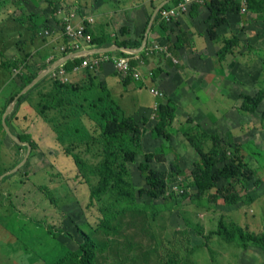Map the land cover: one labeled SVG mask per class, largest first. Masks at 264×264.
Listing matches in <instances>:
<instances>
[{
    "label": "rangeland",
    "instance_id": "rangeland-1",
    "mask_svg": "<svg viewBox=\"0 0 264 264\" xmlns=\"http://www.w3.org/2000/svg\"><path fill=\"white\" fill-rule=\"evenodd\" d=\"M47 4L46 0H0V86L7 93L0 105V119L6 116V121L16 132L27 137L24 143L33 146L30 145L27 154L25 148H20L18 143L0 130V137L3 136L0 138V176L13 174L0 184V264H43L54 259L61 249L60 244L75 250L83 241L81 232L96 240L100 247L101 243L107 244L104 251L96 254L94 264H171L176 259H179L177 264H264L263 250L254 247L242 249L236 243H227L217 236H212L209 241L214 251L215 260H212L208 249L202 246L205 241L203 236L198 234L201 229L205 235L215 230L220 219H224L227 224L235 222L251 233L261 234L264 231V121L261 122L259 116L264 109V99L258 111L252 114L256 125L245 132L239 130L236 133L239 137L230 139L240 150L234 155L235 148L232 146L230 156L242 157V161L256 171V176L247 182L246 188L237 185L243 196L242 202L232 206L222 200L214 203L209 201L207 194L201 200L196 199L198 190L193 185V170L201 155L191 142L208 151L212 144L208 133L215 130L222 137L225 130L219 131L218 127L201 128L188 122L185 114L179 116L177 112L179 117L168 129L170 140L154 138L153 122L145 127L142 147L129 163L127 177L140 210L119 214L113 221L116 230L106 232L99 226L103 219L100 210L112 207L114 198L107 193L98 202L91 203L90 191L98 178L83 171L74 159V155H77L96 167L103 156L101 131L85 114L75 123H81L86 134L78 130L70 138L66 137L67 126L72 123L68 116L83 106L86 112L88 103L94 101L100 88L87 96L77 97V102L68 107L65 113L57 110L42 113L37 107L42 100L41 94L52 90L56 83L50 75L46 81H39L38 85L26 90L18 104H8L9 99L22 88L21 79L15 76V71L26 74L27 64L31 61L28 54L43 48V55L47 57L56 52L47 48L44 42L55 33V26L62 29V24ZM35 11H40L41 16ZM244 13H248V10ZM24 15L36 20V27L41 33L37 38L31 36L32 27H26L18 21ZM65 37L64 43L69 44L68 37ZM110 37L114 47H117L115 40H124L118 35ZM139 38L142 39L141 36ZM35 39H39V43L42 40L41 44H36ZM119 50L110 51L117 55ZM17 59L22 61L20 67L23 71L14 67ZM93 73L84 69L83 76L87 82L74 84H100L99 80L88 81V76H93ZM260 78L264 82V74ZM262 90L264 84L258 85L253 92ZM138 93L146 105H152L156 100L144 87H139ZM116 99L122 103L127 114L134 111L133 106L126 107L131 104L130 100ZM9 107L11 109L6 114ZM20 111L22 113L19 114ZM28 117L32 120L27 121ZM212 118L209 114L206 120L220 125L219 120L214 121ZM147 153H164L167 158L166 162L156 165L169 174L165 195H172V198L168 203L164 200L165 195L152 201L146 195L139 194L146 188V182L138 168ZM257 179L260 180L258 185L255 183ZM43 187H47L48 191L43 190ZM47 192L51 193L53 200L47 196ZM247 197L253 200L248 201ZM30 219L44 224L37 225ZM49 226L61 232L56 239L47 231ZM193 247L195 250L191 254L188 250Z\"/></svg>",
    "mask_w": 264,
    "mask_h": 264
},
{
    "label": "crops",
    "instance_id": "crops-1",
    "mask_svg": "<svg viewBox=\"0 0 264 264\" xmlns=\"http://www.w3.org/2000/svg\"><path fill=\"white\" fill-rule=\"evenodd\" d=\"M46 1L55 12L56 5L61 0ZM171 1L65 0L63 2L70 5L71 11L76 13V20L85 23L86 29H89L92 45L85 44L79 52L66 50L64 53H67V56L60 57L61 47L66 44L64 43L66 37L62 32L63 27L61 29L57 26L55 33L46 39L44 45L51 48V51H56L53 54V57L59 56L56 62L69 57L67 60L78 59L81 63L84 59L105 55L110 50H118L109 39L110 35H118L123 39L139 38L148 17L153 13L155 17L158 16L161 6ZM214 9H217V5ZM39 12L35 11L41 16ZM238 12L218 14L216 20L210 16L211 12L206 4L193 5L188 12L173 21L167 31L161 29L159 22L154 23L153 28L150 27L147 36L145 35V46L159 42L168 45L171 57L159 51L152 54L145 52L146 57L138 64V69L143 74L141 81L125 84L122 75L109 65L100 66V69L84 68L94 72L93 76H88V81L94 79L100 83L106 82L124 113L136 120L145 117L148 123H151L155 119L157 106L172 100L178 106L179 116L185 114L188 122L191 121L201 128L218 127L219 131L225 130L224 137L232 136L231 133H234L235 136L232 137L236 139L239 137L236 134L239 130L245 132L252 125H256L253 121L254 115L239 110L240 94L254 95L253 91L257 86L264 84L261 78L259 80V76L264 74V10L248 9V13ZM98 40L104 42L100 44ZM41 42L42 40L39 43V39H35L36 44L40 45ZM105 44L109 46L103 47ZM227 44L228 48L225 49ZM36 50L38 49L33 52ZM84 69L78 72L66 71L65 82L86 83ZM154 70L157 74L152 77ZM2 87L0 86V105L7 97ZM139 87L148 89L149 93L150 89H157L163 96L155 98L150 93L156 100L152 105H146L138 96ZM116 98L126 102L130 100L131 104H127L126 107L133 106L134 111L127 114L122 103ZM209 114L214 121L219 120L220 125L216 126L211 120H206ZM31 120L32 118L28 117L27 121ZM260 121L263 120L260 118ZM243 125L245 127L242 129ZM211 134L217 133L213 130Z\"/></svg>",
    "mask_w": 264,
    "mask_h": 264
},
{
    "label": "trees",
    "instance_id": "trees-1",
    "mask_svg": "<svg viewBox=\"0 0 264 264\" xmlns=\"http://www.w3.org/2000/svg\"><path fill=\"white\" fill-rule=\"evenodd\" d=\"M178 1L179 0H172L171 3L165 6L177 3ZM201 4H206V6L209 7L211 12L210 16L216 20L218 18V14L221 15L225 14L226 12L239 13L238 11H241V0H204L203 3H193V5ZM215 5H217V9H214ZM248 9L252 11L264 10V0H247V10ZM150 17L151 16L148 17L143 30L140 32L142 39L144 38ZM18 21L26 27H32L31 36L33 39L39 36L40 31L36 27V20H34L32 17L24 15L19 17ZM153 21L152 28L154 23L159 22V26L163 31H167L168 26L173 22L161 21L159 19V14L154 18ZM87 31H89L88 28ZM109 39L112 40L111 37ZM142 39L135 38L124 39L122 41L115 40L114 43L119 46L127 47H133L136 44L134 47L138 48L142 43ZM94 40L95 39L93 38V41ZM98 42L101 44L104 41L98 40ZM228 45L229 44L225 46V49L228 48ZM108 46V44L103 45V47ZM43 51L44 49H38L35 52L28 54V59L30 58L31 61H29L27 64L25 71L26 74L15 72V76H18L19 79H21V90L25 89V87H27L59 58V56H44ZM158 51L167 56L165 51ZM60 52V57L67 56V53L62 51ZM108 52L111 53L110 51ZM145 52L147 54H152L155 51L150 52L148 50L147 52L144 48L142 51L137 53V58H132V66H139L138 64L142 58L146 57ZM117 54L130 56L135 55L134 53L125 52L123 50H119ZM21 64L22 61L17 59L15 60L14 67L21 68V71H23V68L20 67ZM79 64L80 60L72 59L67 60L63 67H65L67 71L71 72L74 66ZM106 65L114 68L112 63L103 64L102 67ZM115 70L114 72L117 71ZM155 70L152 73V77H154V74H157ZM49 76L50 75L46 76L40 82L46 81ZM91 80L89 81L90 83ZM53 81L56 82L54 88L41 94L42 100L37 107L42 113L47 110H57L59 112L65 113L68 111V107H70L74 102H77V97L87 96L88 93L100 88V91L95 95L94 101L91 100L90 103H88L89 109L86 110V112L83 110L84 106L80 104L83 107H80V109L75 110L73 114L68 116V119L72 121V123L69 124L70 126H67V131L69 132L66 131V137L70 138L78 130H81L82 133L86 134L85 128H82V124L78 122L75 123L77 119H80L85 114L90 118V120L95 122L96 126L101 131L103 141V156L102 160L96 165V167L87 164L84 160H82L81 157L77 155H74V159L76 165H78L83 171L98 178L97 184L90 191L91 203L93 202L94 204L98 202L99 199L107 193H110L113 196L114 199H112L111 202V204H113L112 207L107 209L101 208L100 212L102 213L103 219L99 223V226L104 231L112 233L116 230V226L113 224V221L118 217L119 214H125L128 210H140L137 197L132 190L133 188L127 181V177L130 171L129 163H131L136 158L138 151L142 147V139L146 131L145 127L147 128L149 124L148 119L144 117L141 120H136L134 117L126 115L119 103L113 98L106 82H101L100 84H94L92 82L91 85L89 84L90 86H84L83 84H74V82H62L60 80ZM123 81L125 84H128L131 81L136 82L132 76L123 77ZM19 92L9 99L8 104L12 103L14 100H16V104H18L23 99L24 94L17 96ZM239 98L242 100L239 110L244 113L255 114L264 99V91H257L254 93V95L240 94ZM177 109V104H175V102L172 100L167 101L166 104L160 103L157 106V110L155 111L156 117L152 121L154 123L153 134L156 136L154 137L155 139L162 137L165 140H170L171 135L170 132H168V129L172 127L178 116ZM259 115L261 120L264 121V109ZM6 123L13 135H15L22 142L27 141L26 136L18 134L15 128L8 121H6ZM0 130L3 132V135L8 136L1 119ZM208 135H210L209 137L212 140V144L208 151H204L199 144L191 142L194 145L197 153L201 155L198 162L195 163L193 170V185L198 190L196 199L201 200L200 198L207 194L210 202L216 203L217 201L222 200L227 205H236L243 200V196L239 193L237 185L241 184L246 188L247 182L256 176V171L243 162L242 157L238 158L237 156H230L229 151L232 146L235 148L234 155H237L236 153L240 151L239 146L230 140L233 139L231 135L228 137H221L218 134L211 133H208ZM18 146L20 148H25L27 151V145L18 144ZM251 154L256 156L254 152H251ZM166 161L167 158L164 156V153H147L144 155V162L139 165L138 169L140 175L145 178L146 188H143V190L139 191L140 195H146L152 201H156L160 196L166 194L167 179L169 174L167 171L159 169L156 165ZM175 168L178 170L177 166ZM12 176L13 174L3 176V178L0 180V184ZM259 182V179L255 181L257 185ZM43 190H47V187H43ZM47 196L53 200L50 192H47ZM171 198L172 195H165L164 200H167L168 203V200ZM247 200L252 201L253 199L251 197H247ZM141 211L144 210L142 209ZM30 220L35 222L37 225L44 224L43 222H37L32 219ZM47 231L50 233L53 239H56L61 234V232H56L50 226L48 227ZM198 232L199 235L203 236L205 241L203 242L202 246L208 249L212 260H215L213 255L214 251L209 245V241L212 236H217L227 243H236L242 249L254 247L264 251V231L261 234L251 233L244 230L239 224L235 222L227 224L224 219H220L215 230L210 231L206 235L203 233L202 229L198 230ZM81 234L83 241L78 244V247L75 250L68 248L64 244H60L61 249L57 251V255L54 257V259L43 264H94L96 254L98 252L104 251L107 244L101 243L100 247L96 240L90 238V236L84 232H81ZM194 250L195 247L189 249L188 252L192 254ZM178 262L179 259L172 260L171 264H177Z\"/></svg>",
    "mask_w": 264,
    "mask_h": 264
},
{
    "label": "built area",
    "instance_id": "built-area-1",
    "mask_svg": "<svg viewBox=\"0 0 264 264\" xmlns=\"http://www.w3.org/2000/svg\"><path fill=\"white\" fill-rule=\"evenodd\" d=\"M194 2L203 3L204 0H179L177 3L170 6L162 7L159 11V19L165 22L175 21L181 14L189 11L190 7ZM71 7L68 6L66 2H60L55 10V16L61 21L63 29L62 32L68 37L69 44H65L61 47V51L72 49L75 52H79L83 49V46L92 45V35L87 31L85 23L76 20V13L71 11ZM241 11H247V0H241ZM150 52L162 50L166 52V55L170 56V50L168 45H163L160 43H154L152 45H146L144 47ZM126 52V51H125ZM131 53V52H129ZM134 56L130 55H119L107 52V54L102 56H94L91 59H84L80 65H76L73 68L74 72H78L84 68L98 69L100 66L106 63H112L114 68L123 76H132L136 81H141L143 79L142 72L138 69V66H132V58L138 57L137 53ZM171 57V56H170ZM67 70L62 66L51 73L52 78L55 80H60L62 82L66 81L65 75ZM18 72V71H15ZM150 93L155 97H162L163 93L157 89H150Z\"/></svg>",
    "mask_w": 264,
    "mask_h": 264
},
{
    "label": "water",
    "instance_id": "water-1",
    "mask_svg": "<svg viewBox=\"0 0 264 264\" xmlns=\"http://www.w3.org/2000/svg\"><path fill=\"white\" fill-rule=\"evenodd\" d=\"M154 17H155V13H153V15L151 16L150 20H149V24L147 26V29L145 31V35L147 36V33L150 29V27L152 26V23H153V20H154ZM145 37V36H144ZM146 44V37L144 38L143 40V43L140 45V47L138 48H133V47H127V46H118L116 48L120 49V50H123V51H126V52H131V53H138L140 51L143 50L144 46ZM68 58H65L64 60H61L59 62H56L55 64H53L51 66V68H49L48 70L42 72L35 80H33L22 92H21V95L26 92V90H29V88L33 87L34 85H36L39 81H41L44 77H46L47 75H49L54 69H56L58 66L62 65L65 61H67ZM17 99V98H16ZM13 103H16V100L13 101ZM11 107H9L7 109V112L6 114L10 111ZM2 123H3V126L5 127L6 129V132L7 134L18 144H24V145H27V154L29 153L30 151V145L29 144H26L24 142H22L20 139H18L15 135L12 134V132L10 131V129L7 127L6 125V116H4L3 120H2ZM3 178V176H0V180Z\"/></svg>",
    "mask_w": 264,
    "mask_h": 264
},
{
    "label": "clouds",
    "instance_id": "clouds-1",
    "mask_svg": "<svg viewBox=\"0 0 264 264\" xmlns=\"http://www.w3.org/2000/svg\"><path fill=\"white\" fill-rule=\"evenodd\" d=\"M63 1H65V0H61L60 2H63ZM60 2H59V3H60ZM59 3H58V4H59ZM58 4L56 5V8H57ZM173 4H175V3H173ZM171 5H172V4H171ZM69 6H70V5H69ZM169 6H170V5H169ZM162 7H165V6H161V8H162ZM56 8H55V10H56ZM161 8H160V9H161ZM159 11H160V10H159ZM54 14H55V12H54ZM61 24H62V23H61ZM62 27H63V26H62Z\"/></svg>",
    "mask_w": 264,
    "mask_h": 264
}]
</instances>
